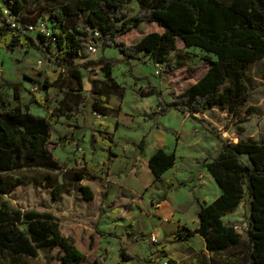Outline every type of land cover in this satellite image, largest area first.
Masks as SVG:
<instances>
[{"label": "trees", "instance_id": "1", "mask_svg": "<svg viewBox=\"0 0 264 264\" xmlns=\"http://www.w3.org/2000/svg\"><path fill=\"white\" fill-rule=\"evenodd\" d=\"M38 1L49 3L50 0ZM130 1L137 3V10L131 16L125 8ZM24 7V0H0V47L35 48L48 53L53 46L54 62L60 67L58 77L67 78L68 84L59 105L45 108L43 116L34 115L21 104L16 86L12 106L3 105L0 91V255L8 252L15 257L33 258L39 250L57 247L61 251V264H78L84 254L70 236L61 232L57 216L50 211L17 207L7 196L23 183L22 178L11 173L39 165V157L51 159L54 146L51 127L58 123L59 117L83 103L82 69L98 65L103 75V79H90L91 110L99 116L116 112L109 98L111 95L122 98L124 88L112 75L115 60L103 55L96 60L88 59L83 37L90 29H96L102 50L117 49L127 62L146 54L154 64H164V72L181 66L179 60H169L178 39L185 47L212 54L214 58L203 57L209 63L205 73L168 100L151 83L143 93L157 98L156 106L143 113L145 118L166 115L174 109L202 125L206 110L227 106L229 112L240 115L248 93L247 66L264 58V0H67L62 12L55 14L61 29L53 32L49 28L51 38L26 31V25L32 23L22 19ZM3 9L8 11L5 16H1ZM81 16L87 30L66 24L67 20L76 24ZM57 79L50 84L46 80L37 83L58 88ZM209 131L220 139V150L204 165L220 194L210 202L200 203L197 228H179L175 237L202 236L213 264H264V142L224 140ZM106 135L103 141L110 146L112 140ZM144 144L145 139L141 138L138 143L141 152ZM51 163L53 167L58 165L53 158ZM174 163L175 155L159 148L150 156L148 167L155 180H159ZM86 167L95 171L98 166L86 163ZM81 179L82 174L76 172L73 185L86 199L92 198L89 187L79 183ZM57 194L58 190L54 189L53 197ZM244 197L248 212L247 228L242 235L223 217L235 211ZM119 257L113 264H129L137 258L123 247ZM167 257L176 264L172 257Z\"/></svg>", "mask_w": 264, "mask_h": 264}, {"label": "rangeland", "instance_id": "2", "mask_svg": "<svg viewBox=\"0 0 264 264\" xmlns=\"http://www.w3.org/2000/svg\"><path fill=\"white\" fill-rule=\"evenodd\" d=\"M66 2L67 0H50L49 3L38 0H24L25 7L22 19L32 24L44 19L48 24V28L53 32H59L61 25L55 14L62 12V6ZM125 8L128 15L131 16L137 10V3L130 1ZM72 23V20L66 22L67 25H74L81 31L88 29L84 16L79 17L76 24ZM0 24H2V21H0ZM103 51L100 49V55ZM55 52L53 46L48 53H43L35 48L25 49L16 46L12 49H6L0 47V91L4 96L3 105L12 106L15 103L13 98L14 86L20 94L21 104L26 105L34 115L43 114L45 108L53 109L59 105L65 96L63 91L67 88L68 81L67 78L58 77L60 67L54 62ZM205 55L214 58L212 54H205L199 48L185 47L178 39L176 49L170 53L169 60H179L181 66L172 71L164 72L165 65L161 64L160 74H155L157 67L154 63L149 62L148 55L142 54L140 59H132L127 62L117 49H107L104 56L115 60L112 75L125 91L123 101L124 110L127 114L125 120H131V123L136 126L135 131L130 134L131 137L133 136L136 140H139L138 136L146 129L148 124L146 118L143 117V113L153 109L157 103L156 95L143 96L148 83L160 90L163 98L168 100L205 73L209 66V63L203 58ZM98 58L99 55L89 56V59L92 60ZM82 75L83 90L81 95L83 103L79 104L73 111L66 112L65 116L59 117L58 123L51 127V141L54 143L51 159L50 157H39V163H37L39 165L24 167L11 173L15 177L22 178L23 183L7 196L13 204L20 208H33L60 214L61 218L58 219L61 222V232L64 235L68 234L81 252L82 195L76 190L75 184L73 185V179L76 172L82 174V170L86 169V164L82 160V146L84 143L82 141V124L83 127L86 126L96 132V136L101 134L97 132L100 118L90 107L91 93L89 88L90 79H103L102 72L96 65L82 69ZM56 79L58 88L41 85L45 80L50 84ZM38 80L41 81V84L37 83ZM245 81L248 86V93L239 116L229 112L227 106L225 109L206 110L202 115L204 121L201 125L189 115L170 109L169 113L160 116L158 121L172 127L181 124L179 133H183L182 129H184L188 131L185 135L190 134L202 140L201 145L207 147L204 151L207 152L209 157L217 155L220 150V139L209 130L219 134L220 138L224 140L264 142V58L248 64ZM59 87L63 89L61 90ZM118 113L116 110L106 120L114 122V115L118 117ZM119 117L122 118V116ZM238 117L244 118V120ZM191 126H193L192 130ZM125 131L128 132L129 130L122 127L118 135L125 134ZM91 136L95 135L92 134ZM117 137L120 139V136ZM180 154L188 157L185 160L190 163V157L193 154L191 151L187 153L185 150H181ZM52 158L57 161L58 165L56 167H53V163H51ZM95 158L99 160L100 154ZM195 159L193 165H201V159L205 162L207 158L199 157L198 159L196 156ZM184 161L178 159V168L184 164ZM180 170L176 172L178 177L184 176L183 171ZM193 172L195 173L196 170ZM199 173H201V166L194 176L199 175ZM208 184L203 191L211 197L212 190ZM215 186L217 185L215 184ZM54 189L58 190L57 195L64 191L67 193H64L59 201H55L53 197ZM247 210L248 202L245 199L242 207L230 219V221H236L238 225L242 226L243 235H245L247 228ZM150 235H145L146 239L141 241L149 242L148 236ZM140 238L136 237L134 240ZM102 240L92 239L91 251L85 248L84 259L78 264H112L119 260L118 242L109 239V244L105 245L108 239L104 238ZM129 244L128 249L131 250L138 246L136 243L132 246ZM60 254L61 251L57 247L39 250L37 256L33 258L15 257L8 252H4L0 255V264H61ZM163 257H155V261L149 254H146L141 262H138L135 258L136 260L133 259L131 263L159 264L157 260Z\"/></svg>", "mask_w": 264, "mask_h": 264}, {"label": "crops", "instance_id": "3", "mask_svg": "<svg viewBox=\"0 0 264 264\" xmlns=\"http://www.w3.org/2000/svg\"><path fill=\"white\" fill-rule=\"evenodd\" d=\"M107 49L109 48H105L101 55L104 56ZM98 55L101 56L100 51L96 56ZM149 62L153 63L150 58ZM124 96L125 91L122 98L116 95L110 96V106L119 113L118 117L114 115V122L106 120L110 115L99 116L97 132L99 134L101 130V134L96 136V132L86 126L83 127L82 124L84 142L82 160L84 164L98 166L95 171L90 167L83 169L82 179L79 182L80 184L82 182V186L89 187L93 194L92 198L86 199L76 188L82 195V253H85V248L91 251L92 239L105 238L108 239L105 245L109 244L111 239L116 240L119 252L121 247L125 248L130 254L137 255L138 262H141L146 254L155 260V257L164 256L165 253L172 257L176 264H213L202 236L195 234L187 239H179L175 237V232L182 227L197 228L200 203L203 200L210 202L220 194V189L215 186L216 183L202 159L201 165H193L196 156L198 159L202 157L210 161L216 155L207 156V152L204 151L207 147L201 145L202 140L190 134L185 135L188 131L182 129L184 132L179 133L181 124L177 127L161 124L158 119L162 115L145 119L148 124L138 136L139 140L131 137L130 134L135 131L136 126L131 120H125L127 114L124 110ZM44 113L38 116H43ZM122 127L129 131L118 135ZM105 132L112 140L110 146L103 141ZM92 134L95 136H91ZM117 136H120V139ZM141 138L145 139L142 152L138 148ZM159 148L167 153H173L175 163L161 175L159 180H155L148 167V160ZM181 150L193 153L190 163L185 160L188 157L180 154ZM98 154H100L99 160L95 158ZM178 159L185 160L179 168ZM200 166L201 173L194 176ZM177 170L183 171L184 176L178 177ZM207 183L212 190L211 197L203 191ZM64 193L67 192H61L53 199L59 201ZM245 199L247 197H244L235 211L223 217L225 222L237 224L230 219L242 207ZM54 215L61 218L60 214ZM150 234L157 237V243L142 242L141 238L134 240L136 237ZM128 243L131 246L136 243L138 246L131 250L128 249ZM131 261L129 264H132Z\"/></svg>", "mask_w": 264, "mask_h": 264}, {"label": "built area", "instance_id": "4", "mask_svg": "<svg viewBox=\"0 0 264 264\" xmlns=\"http://www.w3.org/2000/svg\"><path fill=\"white\" fill-rule=\"evenodd\" d=\"M7 13H8V11L6 9H3L1 16H5V15H7ZM11 25L13 26L14 24H11ZM26 27H27L26 31H29V32H32L35 34H41L45 37L51 38V30L48 28V24L46 23V20H44V19H40L37 22H35L34 24H28V25H26ZM83 44H84L85 52L88 55V59H89V56H96L101 49V40H100L99 31L96 29H90L88 31V33L83 37ZM155 65L157 67L155 69V74H160V72L162 70L161 64L156 63ZM96 66H98V65H96ZM34 89H36V87H34ZM97 116L99 117V115H97ZM233 227L238 233L243 235L244 232H243L242 226H240L238 224H233ZM148 238H149V242H154V243L158 242L157 237L153 234L148 236ZM145 239H146L145 236H142L140 240H145ZM157 262L159 264H172L169 262L167 256H164L163 258L158 259ZM152 264H154V263H152Z\"/></svg>", "mask_w": 264, "mask_h": 264}]
</instances>
